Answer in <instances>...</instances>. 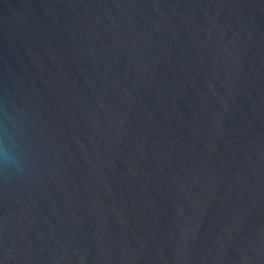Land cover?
I'll return each mask as SVG.
<instances>
[{
  "label": "water",
  "instance_id": "obj_1",
  "mask_svg": "<svg viewBox=\"0 0 264 264\" xmlns=\"http://www.w3.org/2000/svg\"><path fill=\"white\" fill-rule=\"evenodd\" d=\"M0 264H264V0H0Z\"/></svg>",
  "mask_w": 264,
  "mask_h": 264
}]
</instances>
